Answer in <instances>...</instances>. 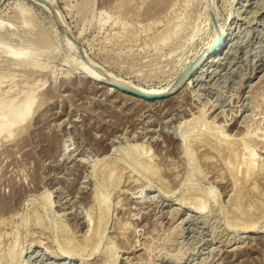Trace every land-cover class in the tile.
Instances as JSON below:
<instances>
[{
    "label": "rangeland",
    "instance_id": "1",
    "mask_svg": "<svg viewBox=\"0 0 264 264\" xmlns=\"http://www.w3.org/2000/svg\"><path fill=\"white\" fill-rule=\"evenodd\" d=\"M44 1L0 4V128L35 103L0 130V264H264L263 167L242 143L264 135V0ZM223 30L174 94L86 76L167 87Z\"/></svg>",
    "mask_w": 264,
    "mask_h": 264
},
{
    "label": "bare ground",
    "instance_id": "2",
    "mask_svg": "<svg viewBox=\"0 0 264 264\" xmlns=\"http://www.w3.org/2000/svg\"><path fill=\"white\" fill-rule=\"evenodd\" d=\"M3 1V0H2ZM1 1V2H2ZM35 3H37L38 5H42L40 2H38V1H36V0H33ZM1 2H0V4H1ZM43 6V5H42ZM177 27V26H176ZM176 30V29H175ZM178 30V29H177ZM174 33H176V32H174ZM171 34H173V32L171 33ZM219 35L214 39V41L209 45V46H207L206 48H205V50L202 52V54H201V56H199V58L198 59H196L193 63L191 62V64H190V66H188L187 68H186V71H185V73L181 76V78L177 81V82H175L174 84H172V85H168L167 87H163V88H151V89H145L144 87H141V86H138V85H134V84H132V83H130V82H128V81H126V80H124V79H122V78H120V77H118L117 79H116V77H114V76H116V75H114V76H112V75H110V74H108V73H105V72H103V71H98V72H96L95 70H92V69H89V67L88 66H84L85 67V70H86V72H87V75L86 76H88L89 77V79L90 80H92V81H94V82H96L99 86L98 87H105V86H112V83H119L120 85H122L123 87H126V88H128V89H132V90H134V91H137V92H140V93H143V94H145V95H148L149 97H152V96H162V95H164V94H166L167 93V95L168 94H174V93H176L178 90H179V87L182 85V83H183V80H184V76H187L189 73H191L190 75H191V77L190 78H193V79H190V81L187 83V87L188 86H190V83L194 80V78H195V74H198V69H200L201 67H203V66H205L204 64H206L205 62L207 61V60H205V59H208L209 57H210V55H214L217 51H219L221 48H222V46L225 44V42H226V39H227V33H226V31H224L223 30V32L221 31V32H219L218 33ZM174 35V34H173ZM177 35V34H176ZM175 35V36H176ZM181 35V34H180ZM175 36H173V37H175ZM2 37V36H1ZM163 37V36H162ZM161 37V38H162ZM160 38V37H159ZM168 38V37H167ZM169 40V39H168ZM175 40V39H174ZM167 42V41H166ZM163 43H165V42H163ZM168 43V42H167ZM218 43V44H217ZM169 44V43H168ZM215 44H217V47H214L215 46ZM159 45V44H158ZM164 45V44H163ZM164 47V46H163ZM28 53V52H27ZM25 56V55H24ZM209 56V57H208ZM212 60V59H211ZM207 65V64H206ZM196 71V72H193V71ZM193 72V73H192ZM194 82V81H193ZM186 85V84H185ZM134 96V95H133ZM256 101V100H255ZM34 101H33V98L31 97V96H28L27 98H26V100L21 104V105H19L18 106V108L14 111V112H12V114L10 113L9 115H8V113L10 112V110H8L7 111V119L3 122V124L1 125L2 126V128H0V130L2 129L3 130V127H4V130L5 129H7L8 130V133L9 132H11L12 133V129H13V127L15 128V127H17L18 128V126L19 127H21L22 126V124L24 123V122H26L27 120H28V118H29V116L31 115V111H33L32 110V108L34 107L33 105L35 104V103H33ZM257 109V108H256ZM263 109V108H262ZM253 110V109H252ZM258 111V110H257ZM204 113V112H203ZM203 115V114H202ZM255 115V114H254ZM205 116V115H204ZM201 116H199V118H200ZM261 117V116H260ZM6 118V117H5ZM233 118V117H232ZM228 119V118H227ZM203 120V119H202ZM247 120V119H246ZM253 120V119H252ZM213 121V120H212ZM247 122V121H246ZM250 123V121L248 122V124ZM233 124V123H232ZM215 125V124H214ZM228 125V124H227ZM256 125V124H255ZM246 126V125H245ZM254 126V125H253ZM257 126V125H256ZM23 127H25V126H22V128ZM215 127H216V125H215ZM203 128V127H202ZM247 129V128H246ZM250 129V128H249ZM258 129V128H257ZM3 130V131H4ZM255 130V129H254ZM2 131V132H3ZM247 131H249V130H247ZM6 132V131H5ZM222 132V131H221ZM252 132V131H251ZM238 133V132H237ZM253 133V132H252ZM262 134V133H261ZM259 135V136H251V133H250V135H249V133L248 132H246L245 133V138H244V140L242 141V143L244 144V146L246 147V148H248V149H250V159H252L253 158V156L256 154L255 153V151L256 152H258V154H259V160H260V163H261V165H262V167H263V170H262V175H261V180L263 179L264 180V135L262 136V135ZM225 134L224 133H222V137L224 136ZM234 135V134H233ZM237 135V134H236ZM187 136H185V134H182L181 135V138L183 139L182 141L184 142V141H187V138H186ZM207 137H209L208 135H207ZM235 138V137H234ZM237 138V137H236ZM225 141H229L227 138H226V136H225V138H223ZM202 141V140H201ZM220 143V142H219ZM223 143H224V141H223ZM225 144V143H224ZM197 145H199V143H197ZM200 145H201V148H203L204 150H207V152H208V150H209V152H216L217 153V151L219 150V149H217V147L219 148V146H217V145H215L214 143H212L211 142V140H209L208 138H205L201 143H200ZM225 146V145H224ZM229 146V145H228ZM231 146V145H230ZM229 146V147H230ZM227 147V146H226ZM226 147H224V148H226ZM228 147V148H229ZM200 148V147H199ZM211 150V151H210ZM225 150H227V149H225ZM229 150V149H228ZM213 152V153H214ZM229 152L231 153V154H233V153H235V152H231L230 150H229ZM249 152V151H248ZM219 153V152H218ZM230 153H228V154H230ZM216 155V154H215ZM214 155V156H215ZM220 155H221V149H220ZM219 155V159L221 160L222 159V155L220 156ZM234 155V154H233ZM232 155V156H233ZM229 156V155H228ZM231 156V155H230ZM235 156H236V154H235ZM217 157V156H216ZM226 158H227V156H226ZM229 158V157H228ZM228 158H227V160H226V162L228 163ZM232 159H233V157H231ZM255 158H256V156H255ZM235 159H236V157H235ZM257 159H258V157H257ZM219 160V161H220ZM224 160V161H225ZM254 160V159H253ZM224 161H222V162H224ZM252 163V162H251ZM229 164V163H228ZM249 164H250V161H249ZM226 165V164H225ZM240 168V167H239ZM249 168H252V167H249ZM256 169V168H255ZM229 170V169H228ZM248 170H250V169H248ZM247 170V171H248ZM252 170L253 169H251V172H252ZM231 171V170H230ZM229 171V172H230ZM233 171H235V170H233ZM232 171V172H233ZM247 171H246V173H247ZM232 172H230V173H232ZM250 172V173H251ZM253 173V172H252ZM248 174V173H247ZM246 175V174H245ZM250 175V174H249ZM233 176V175H232ZM248 176V175H247ZM249 177L250 176H248V180H249ZM251 178H253V177H251ZM234 181H235V179H234ZM263 182V181H262ZM237 183V181H235V184ZM238 184V183H237ZM264 184V183H263ZM258 186V185H257ZM232 187V186H231ZM256 188V187H255ZM254 192V191H253ZM256 192V191H255ZM262 198V197H261ZM260 201V200H259ZM201 202V201H200ZM258 202V201H257ZM263 203V202H262ZM201 209V205H199L198 206V204L197 205H193L192 207H191V210L192 211H197V213H198V211ZM78 218V217H77ZM99 226V225H98ZM94 233V232H93ZM86 234V233H85ZM87 238H89V237H87ZM91 238V237H90ZM89 238V239H90ZM95 238V237H94ZM91 241V240H90ZM68 244V243H67ZM238 247V246H237ZM240 247V246H239ZM81 248V247H80ZM140 248V247H139ZM236 249V247L235 248H233L232 250H235ZM239 249V248H238ZM231 250V249H230ZM229 250V251H230ZM231 250V251H232ZM48 251V250H47ZM49 252V251H48ZM47 252V253H48ZM52 252V251H51ZM66 258V257H65ZM133 258V257H132ZM57 260V259H56ZM176 261H178V260H176Z\"/></svg>",
    "mask_w": 264,
    "mask_h": 264
},
{
    "label": "water",
    "instance_id": "3",
    "mask_svg": "<svg viewBox=\"0 0 264 264\" xmlns=\"http://www.w3.org/2000/svg\"><path fill=\"white\" fill-rule=\"evenodd\" d=\"M1 1L2 0H0V2ZM36 1L40 2L42 5L50 8V5L46 1H44V0H36ZM217 44H215L214 47H217ZM110 87L115 88V89H118V90H121L122 92H125V93H128V94L134 95V96H136L138 98H141V99H151V98L157 97V96L149 97L148 95H145L143 93H140V92L134 91L132 89H128L126 87H123L119 83H112V86H110Z\"/></svg>",
    "mask_w": 264,
    "mask_h": 264
}]
</instances>
